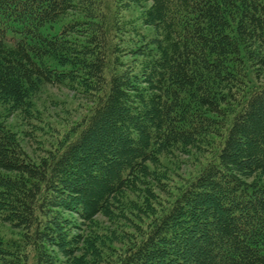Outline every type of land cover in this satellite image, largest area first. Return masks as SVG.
I'll use <instances>...</instances> for the list:
<instances>
[{
	"label": "trees",
	"instance_id": "obj_1",
	"mask_svg": "<svg viewBox=\"0 0 264 264\" xmlns=\"http://www.w3.org/2000/svg\"><path fill=\"white\" fill-rule=\"evenodd\" d=\"M103 1L0 0L5 112L47 84L93 95L38 159L0 116V221L17 234L0 233V264H264V0H111L112 16ZM223 102L217 148L150 212L159 156L199 149ZM97 216L138 227L111 260L119 227Z\"/></svg>",
	"mask_w": 264,
	"mask_h": 264
},
{
	"label": "rangeland",
	"instance_id": "obj_2",
	"mask_svg": "<svg viewBox=\"0 0 264 264\" xmlns=\"http://www.w3.org/2000/svg\"><path fill=\"white\" fill-rule=\"evenodd\" d=\"M103 7L111 16L116 12L115 5L111 3V0H104ZM139 10L140 7L138 5L129 4L127 9H120V12L122 16L129 19L131 16L137 15ZM126 41L127 39L122 44L126 43ZM129 44L133 45L134 43L129 42ZM123 59L126 60V63L131 62L130 64H132L135 56L127 54L123 56ZM262 67L260 70L264 74V66ZM263 74L261 76L264 79ZM75 89V87L72 88L67 85H45L35 93L33 97L34 105L22 116L17 112L8 114L7 111L5 112L6 105L0 104V116L4 124L16 133L23 150L32 158L38 159L39 156L44 155L46 149L53 147V145L55 146L64 136L72 132L87 113L93 95L88 91L79 92ZM223 103L227 104V107L221 105L226 111V117L221 116L213 119L212 125H209L210 132L204 135V137L200 136V140L204 142H200L199 149L188 146V148H182V150L174 149L173 152H169L168 154L162 153L159 156L158 159L161 165L160 167L158 166V174L162 173L164 175L159 180L160 183L164 184L163 188L165 190L156 189L151 202H149L151 204L150 212L159 210L178 186H182L197 173L202 164L206 162L212 149L217 148L218 136L224 133L232 116L230 115V108H233L236 102ZM227 114L229 115L227 116ZM167 192H170V196ZM75 217L73 215V218ZM141 218L142 221H140L139 225L145 227L148 222L147 220L150 218L147 215ZM96 221L93 225L94 230L97 232H100L102 229L100 224L106 223V225L112 228L119 227V230L117 229L113 233V236L111 235L112 240L108 239L109 249L106 248L104 251L106 255L103 254L104 258L108 256L110 260L125 248L129 239L136 235L138 229L136 226H127V223H123L121 219L120 221L118 220V223L115 222L112 225H110L109 221L106 222L107 218L104 216H97ZM96 228L100 231L96 230ZM0 233L11 237L17 235L14 229H10L2 221H0Z\"/></svg>",
	"mask_w": 264,
	"mask_h": 264
}]
</instances>
